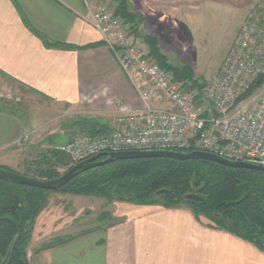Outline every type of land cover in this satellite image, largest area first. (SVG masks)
<instances>
[{
  "label": "crops",
  "instance_id": "1",
  "mask_svg": "<svg viewBox=\"0 0 264 264\" xmlns=\"http://www.w3.org/2000/svg\"><path fill=\"white\" fill-rule=\"evenodd\" d=\"M104 1L115 3L114 15L118 17V0ZM124 1V8L140 18L137 34L146 16L156 23L173 17L183 23H207L232 15L238 17L240 26L261 0ZM86 16L85 0H0V78L50 104V112L72 115L73 121L95 120L98 113L112 119L118 106L137 108L140 102ZM43 40L56 45L46 47ZM18 102L15 98L0 107V166L15 171L22 156L32 153L29 146L38 129L31 112L19 109ZM42 111L46 113L47 108L37 113ZM111 124L107 123L109 130ZM80 125L86 132V126H91ZM72 131L66 134L67 141L76 132ZM44 138L46 145L47 136ZM27 172L20 174L30 175ZM107 216L108 224L61 234L70 239L55 246L32 239L28 264H264V253L253 244L208 227L184 207L114 202ZM60 230L64 231V226L54 234ZM45 245L51 246L42 249Z\"/></svg>",
  "mask_w": 264,
  "mask_h": 264
},
{
  "label": "built area",
  "instance_id": "2",
  "mask_svg": "<svg viewBox=\"0 0 264 264\" xmlns=\"http://www.w3.org/2000/svg\"><path fill=\"white\" fill-rule=\"evenodd\" d=\"M85 2L86 21L101 34L140 106H118L106 133H76L61 147L72 164L101 153L202 151L264 167V89L246 96L264 77V0L249 10L217 73L194 96L191 83L172 80L135 44L121 18Z\"/></svg>",
  "mask_w": 264,
  "mask_h": 264
},
{
  "label": "trees",
  "instance_id": "3",
  "mask_svg": "<svg viewBox=\"0 0 264 264\" xmlns=\"http://www.w3.org/2000/svg\"><path fill=\"white\" fill-rule=\"evenodd\" d=\"M124 6L125 1L118 0V17L132 26L138 25L140 18L128 12ZM43 41L46 47L56 45ZM142 41L157 65L172 73L174 81H192V88L203 87L193 78L188 68L168 64L155 37L143 35ZM263 85L264 77H260L246 96L261 89ZM81 123L91 124L87 132L93 135L109 131L107 124L95 120H82ZM55 158L60 156L56 154ZM30 177L50 181L59 175L47 168ZM160 190H166V193L156 196ZM54 193L93 196L110 203L184 207L196 219L205 220L208 227L233 234L264 253L263 172L227 167L200 159H142L116 161L81 172L55 191L0 180V264L7 257L9 249L6 264H28L27 250L33 238L36 220L46 208L48 196ZM190 194L199 195L204 200H187L186 196ZM69 239H56L52 246ZM49 246L45 245L42 249Z\"/></svg>",
  "mask_w": 264,
  "mask_h": 264
},
{
  "label": "rangeland",
  "instance_id": "4",
  "mask_svg": "<svg viewBox=\"0 0 264 264\" xmlns=\"http://www.w3.org/2000/svg\"><path fill=\"white\" fill-rule=\"evenodd\" d=\"M88 1L92 9L97 10L102 6L114 13L115 9L113 8L115 7V3L112 1ZM145 20L143 25L137 27V34L134 32V30H136V25L132 26L130 23L122 20L132 29L133 41L135 44L143 46L145 52L155 61L140 35L144 34L155 37L159 42L160 51L166 57L168 64L174 67L188 68L192 72L193 78L197 80L199 85H203V87L205 83L211 80L215 73H217L230 47L232 38H235L234 35H236L245 21L244 20L239 26L240 21L238 17L232 15L220 16L207 23H191L189 21L183 23L181 18H176L175 20L174 17L173 19H164L162 23H156V20H152L149 16H146ZM168 72L173 80L172 73L170 71ZM177 82H185L186 84L191 83V86L193 85L192 81L183 80ZM203 87L200 89L191 87V96H194L196 93L198 94L203 90ZM263 89L264 85L257 91ZM15 98L19 100V102L16 103L19 105V109L23 108V110L31 112L33 124H36V128L38 129L32 135L31 145H28L32 153L28 154V156H22L23 159L19 162L21 164L20 168L15 171V169L0 166V169L14 173H26L28 170L29 172L27 173L30 175L26 176L30 177L48 168L61 176L71 167L75 166L76 164H72L68 156L61 151V147L69 142L66 136L68 131L72 129L73 131L76 130L74 135L84 132L81 130L82 127L80 125L82 120L73 121L69 118L70 116L73 117L72 115H64V112H60L59 110L55 113L50 112L52 111L48 109L50 104L44 103L40 99L31 96L25 90L10 84L5 78L1 77L0 107L3 104L7 105L12 103ZM46 108V113L43 111L39 114L37 113ZM112 119L95 118V121L104 125L112 122ZM45 122L48 123L45 124ZM42 123L45 125L39 126ZM86 129H89V126H86ZM53 130L56 132L51 134L50 132ZM46 136L47 143L45 145L44 137ZM56 154H58L60 158H55ZM24 161H26V164H23ZM113 203L114 202L110 203L103 198L93 196L61 193L50 194L47 198V206L38 217L39 221L37 220L39 223L35 232H37L38 237L33 235L34 237L32 239L40 238L41 241H50L53 243L56 239L64 238L61 234L77 233L76 231L84 232L86 230L98 228L101 225H106L109 223L110 218L105 216V214L109 212V208ZM44 219L46 220V225L42 228ZM202 221L205 222L203 219ZM62 226H64V231L60 230L58 235L54 234L56 229H60ZM49 231L52 232V235H48Z\"/></svg>",
  "mask_w": 264,
  "mask_h": 264
},
{
  "label": "water",
  "instance_id": "5",
  "mask_svg": "<svg viewBox=\"0 0 264 264\" xmlns=\"http://www.w3.org/2000/svg\"><path fill=\"white\" fill-rule=\"evenodd\" d=\"M142 159H173L178 161L200 159L205 161H211L227 167L250 169L264 173L263 166L251 164V163L228 161L216 155L202 151H191V152L125 151V152L98 154L94 157H91L85 161L76 164L58 178L50 181L38 180L20 173L9 172L1 169H0V180L19 184V185L35 187L46 191H55L63 187L67 183H69L81 172L94 169L97 167L109 165L116 161H130V160H142ZM165 193L166 190H160L156 193V196ZM186 199L194 202H202L204 200L203 197L194 194L187 195ZM9 253H10V249L8 251L7 257L3 260L2 264H6L7 259L9 257Z\"/></svg>",
  "mask_w": 264,
  "mask_h": 264
}]
</instances>
